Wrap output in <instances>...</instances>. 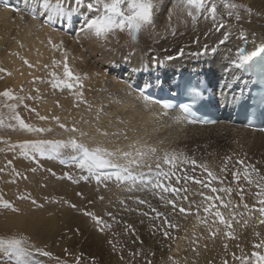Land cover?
Returning a JSON list of instances; mask_svg holds the SVG:
<instances>
[{"label": "snow or ice", "instance_id": "6c2138e0", "mask_svg": "<svg viewBox=\"0 0 264 264\" xmlns=\"http://www.w3.org/2000/svg\"><path fill=\"white\" fill-rule=\"evenodd\" d=\"M3 2L5 8L10 7L6 0H3ZM162 7L163 0H34L32 4H26L27 14L31 15L33 19L43 16L46 18L43 23L49 25H54L59 20L64 26L71 28L77 22V18L84 17L77 36L79 37L80 34H83L85 37L94 39L97 42H103L104 44H107L109 37L116 35L117 32H126L133 44L138 43L140 35L155 26V20ZM174 8L179 9L181 13L186 14L191 19L194 29L201 18L205 21H211L212 27L205 33V36L215 32L220 33L222 37L211 48H209L208 44H204L202 52L189 53L192 57L206 55L209 51L217 53L220 45H224L233 35L232 29L234 27L240 25L242 21L250 23V17L253 15H261L259 12L254 13L252 7L240 3L238 0H175ZM12 10L16 12L21 11L19 8ZM172 14L170 10L168 14L169 22L171 21ZM233 20L236 22L235 24L230 23ZM222 29L223 31H221ZM172 34L175 35V29H172ZM256 36L257 34L253 32L251 33V38H249L246 31L241 27L237 39L242 44L237 48L235 58L229 57V60L235 69L255 74L261 84H264V38L257 43ZM49 43H51V40ZM249 44L252 45L251 49L248 47ZM53 47L58 48L59 46L53 45ZM227 51L231 53L232 49L228 48ZM184 54V49H179L177 55L183 56ZM132 55L133 53L129 52L127 56H124V62H129ZM175 58L171 55L165 57L168 61ZM153 61L161 65L164 63L163 60H158L155 57H153ZM23 62L29 68L33 67L28 60L24 59ZM52 64L53 66L62 64L64 77L63 79L59 78L55 71L50 72L49 75L52 79L48 82L51 84L52 89H68L72 91L73 95L77 98L75 106L79 107L80 104H85L88 106V110L91 111L92 105L84 98L83 94V80L87 79V74H84L83 77L75 74L69 68L66 54L63 61L58 62L53 60ZM44 67L48 68L49 66L44 65ZM5 71L4 68H0V73ZM8 75H11V73H8ZM37 79L40 78L35 77L33 83ZM70 81H75V83ZM202 84L203 82H201ZM221 87L223 89H232V82L225 80ZM20 91L23 92L22 86ZM35 91L39 92V89H35ZM188 94L193 98V102L195 103L202 98V87L200 85L191 86L188 89ZM220 96L226 104L238 102V97L235 96L229 101L228 94L224 91L220 93ZM0 98H3L0 99V128L6 127L14 131L31 133L37 137L52 132V128L36 127L35 125L26 123L18 111L23 106V108L35 112L36 110L29 108V105L25 101L38 99V96L14 94L11 89H6L0 92ZM258 103L264 106V95L260 96ZM57 105L59 106L58 101ZM200 106L205 107L206 104H201ZM163 107L168 109L172 105L164 103ZM180 107L182 115L177 117L178 121H187L190 124L214 123V121L209 120H198L189 104H182ZM241 107H246V105L242 104ZM4 109L7 111L5 112ZM101 114H103V106L97 109L96 120H99ZM36 115L40 120L48 119L47 116H40L38 112ZM52 119L57 122L59 128L65 131L79 133L81 138L87 135V133L81 131L75 125L68 128L64 123L60 122L58 116H53ZM13 121L14 123H12ZM84 122L87 123V121ZM97 131L101 132V135H108L107 132H103L100 129H97ZM260 131H264V129H260ZM112 135L119 136L120 133L114 132ZM125 139H127V136H125ZM0 143H4L8 151L15 152L19 150L20 156L33 161H36L40 157H46L58 159L61 163H65L66 159L75 162V166L82 172L86 171L87 175H81L79 179H75L71 174H65L66 178L73 183H79L80 180H94L97 185H103L104 188H108L109 182H111L115 187L127 192L151 191L154 197L163 202L162 206L165 208L170 206L167 212L153 207L145 199L139 197H129L128 199H134L138 205L148 206L152 219L160 221L159 225H152L155 229L153 235L156 232H160L165 239H172L170 229L180 228L179 223L170 217L180 216L187 218L189 214L195 215L198 224L205 226L206 230L210 233L209 238L213 239L221 235L227 239H237L233 227L234 222L242 227H247L250 221L255 218L258 225H264V171L253 164L245 165L244 160L236 162L237 165L243 166L242 170L240 168L231 170L228 168L227 163H225L220 168V174L218 175L215 171L210 170L206 164H198L195 159L187 157L183 153L164 152L162 156H158V150L155 147L147 144L138 147L136 142L130 144L127 151L119 147L109 149L99 143L90 147L75 136H70L66 140L27 139L19 143H10L8 140L0 138ZM0 151H5V149H0ZM153 159L155 167L150 162ZM226 159L230 160L231 158ZM11 163V161H8L9 165ZM162 164L168 165V170H165ZM183 164H188L191 167L180 170L178 165ZM197 167L202 168L207 173L205 179H200L194 174H190L195 173ZM144 169H147V171H144ZM4 171V168H0V173ZM13 171L15 172V169ZM32 171H36V169L33 168ZM178 171H180L179 175L177 174ZM225 173L231 176V181L227 180V176L224 175ZM15 175L20 176L21 173L15 172ZM24 178L26 179V177ZM214 181H218V185L210 187ZM240 181H243V183H239ZM189 182L199 185L200 189L193 192L188 186ZM233 184L235 186H232ZM209 188L210 192L206 194L204 190ZM77 195L82 196L83 194L77 193ZM190 195L199 196L200 199H189ZM234 197H239V202ZM245 197L251 199L253 203L250 205L245 202ZM29 198L24 195L18 196L20 200ZM99 199L104 200V196H100ZM92 202L89 201V203ZM31 203L36 205L37 201L33 199ZM65 203L68 202L66 201ZM118 203L124 206L127 211L137 210L128 208L127 202L124 199H119ZM38 206L42 207V205ZM69 206L76 208L75 204H69ZM0 207L11 209L13 212L19 211L11 202L4 199L2 195H0ZM150 213L142 212L141 214L148 216ZM83 215L90 217L94 227L101 232H104L106 228H111L110 224L93 212L84 210ZM107 215L115 222L116 218L112 213L109 212ZM125 232H134V230L131 225L126 224ZM253 235L257 241L252 244L253 251L248 254L237 244L236 247L240 249V255H237L235 252L231 253L232 264H264V236L259 231H256L255 228H253ZM201 239H204V237L197 236L195 232L189 238V243L192 246L191 250L196 257L200 255L201 245L199 241ZM116 243L118 241L109 240V244L112 245L114 251ZM140 243L143 245V241H140ZM203 247L207 249V244H204ZM169 250H171L170 245ZM224 251L227 254L228 245L226 243L224 244ZM34 253L41 256L51 255L49 252L30 243L29 239L25 236H0V257L3 258L0 259V264H36V260L33 258ZM142 254L143 250L141 249L131 253V256L134 258ZM149 256H155V253L152 252L148 256H144V264H153ZM120 258L124 259L122 255ZM81 260L82 256H76L74 264H81ZM184 260L185 264H187L186 257ZM168 261L170 264H180V261L171 255L168 256ZM193 264H196L195 260ZM208 264H213V261L210 260ZM221 264H229L227 256L222 258Z\"/></svg>", "mask_w": 264, "mask_h": 264}, {"label": "bare ground", "instance_id": "6f19581e", "mask_svg": "<svg viewBox=\"0 0 264 264\" xmlns=\"http://www.w3.org/2000/svg\"><path fill=\"white\" fill-rule=\"evenodd\" d=\"M239 1L242 2L245 0H238V2ZM249 1H252L250 7L253 8L254 13L256 12L255 9H257V12L262 13L261 10L264 6L261 3L257 2V0ZM21 2L23 5H30L34 0H21ZM176 11H179V9H176ZM9 12V7L5 8L0 2V56L11 62V65H16L18 60L25 58L33 65V68L40 66L44 61L45 55L49 52V48H52L53 45L61 44L67 51L72 52V56L76 60L74 64L75 74L82 77L84 74H87V79L83 80V94L84 98L92 105L91 111L88 110V106L85 104H80L79 107L75 106L77 98L73 95L72 91L69 92L67 99L65 101L62 100L56 109L52 108V106H50L51 104L44 107L45 116H47L49 120L52 119V116H58L60 122L67 124L68 128L75 125V127L87 133V135L82 138L79 136V133L68 132L67 135L77 136L81 142L90 147L99 143L109 149L119 147L125 151L129 150L128 146L133 142H136L138 147L147 144L158 150V156H162L164 152L183 153L185 156L191 157L197 162H202L204 159H216L220 155V152L223 153L220 147L226 150L230 158L242 157L243 153H247L251 156L257 155L264 159V135L260 132L245 130L238 125H232L230 122L224 120L211 125L190 124L187 121H178L176 117L181 115L175 111H165L159 107L156 102L157 96H155V93L158 92L159 77L162 76V82L166 85L167 83L174 82L185 71L196 73L200 78L206 79L214 90H217L221 82L225 80H230L232 85L236 84L239 87V80L243 78L242 70L235 69V67L230 64L229 57L235 58L236 50L242 43L237 39L241 27L246 31L249 38H251V33L255 32L257 34V43L264 38V20L255 19L257 15L250 17V23L242 21L240 25L234 27L232 29L233 35L224 45H220L217 53L209 51L206 55L192 57L189 53L197 51L202 52L204 44H208L209 48H211L215 46L222 37L220 33L213 32L205 36L203 32L200 36L203 35L202 41L204 44H193L194 49L187 50L184 42L188 40L192 41V33H197V31L196 28H193L191 20L184 17L179 18L180 15L178 14V16H176L177 13L172 14L170 22L168 21V16H166L164 20L167 25L164 31L165 34L171 37L172 29H175V35L172 38L165 37V39H162L161 34H158L157 31L150 30L144 31L140 35L138 43L133 44L131 42L129 45L100 44V42L97 44V41L87 37L86 40L81 42V50L78 46L76 49L73 48L71 44L67 47L69 42L67 41L65 43L66 39H64V37L60 38L57 30H54L56 29L54 28L55 26H64L59 20H57L54 25H46L44 23L42 27V25L32 19L29 21L28 19L30 17L28 19L26 18L29 22L25 23V20H23L18 12H15L14 15H9ZM81 18L84 19V17L77 18L79 21L75 23L76 27H78L80 23V26H82ZM169 23L171 25L170 27ZM230 23L235 24L236 22L233 20L230 21ZM162 24L159 25V28L161 27L163 30L164 25ZM221 31H223V29ZM182 32L184 34H182ZM61 34L66 35L63 32ZM50 40L51 43H49ZM248 47L251 49L252 45L249 44ZM181 48L184 49L185 54L183 56H178L177 53ZM228 48L232 49L231 53L227 51ZM129 52H132L133 55L129 62L125 63L123 57L127 56ZM169 55L176 58L168 61L165 57ZM153 57L158 60H163L164 63L162 65L155 63ZM111 72L112 74L115 73V76L113 75L110 79L111 75H107ZM123 73L125 74L123 75ZM117 76L125 77L126 81L123 80V82H121V80L117 81L116 78H113ZM73 82L75 83V81ZM137 85H139V87H137ZM143 91L144 93H142ZM160 93L162 94V91H160ZM46 95L54 96L55 92H50ZM101 106H103V114L100 115L99 120H96L97 109ZM84 121H87V123ZM97 129L107 132L108 135H101V132L97 131ZM114 132H119L120 135L113 136L112 133ZM125 136H127V139H125ZM44 159L46 162L45 164L51 169V171L48 170V172H51V175L55 173L59 176L60 182L56 181L54 186H51V189L57 194L60 190H64L63 188H71L76 194L78 191L81 193L91 192L93 196L91 197V195H89L90 200L94 199L99 210L104 208L110 210L120 207L118 200H125L126 195L130 193L128 192L126 195L124 193L121 194L124 190L115 187L111 182H109L108 188H104L103 185H97L94 180H80L79 183L70 182L65 174L71 173L73 178L79 179L81 175H87V172H82L76 166L73 167L68 165L67 159L65 163H61L59 160L58 164H54L49 158L44 157ZM227 161L229 160L227 159ZM150 162L152 166L155 167L154 159ZM206 163H210L213 166L215 165V163L211 161ZM162 167L165 169L169 166L162 164ZM178 167L180 170L188 168L187 164L178 165ZM208 167L210 169L213 168L215 171L219 170L217 166L210 167L208 165ZM73 171L79 172L73 173ZM144 171H147V169H144ZM179 172L180 171H178L177 174H179ZM224 175L227 176V173ZM228 177L230 178V176ZM191 190H193V192L196 191L195 189ZM45 191L48 190L45 189ZM145 192L146 191H140V196L146 194ZM147 192L155 199L151 191ZM209 192L210 191H207L206 194ZM68 195L71 194H67V196ZM98 196H104V200L99 199V201H97ZM123 196L124 198H122ZM150 196L147 195V198H150L148 202L153 207H157L160 211H168L170 206L165 208L164 206L160 207V205L153 204ZM68 198H70V201L73 203H78L79 205L83 204V202H80L79 198L78 200L69 196ZM189 199L199 200L200 197L190 195ZM126 202L128 208L136 206L132 201ZM105 205L108 207H105ZM47 208L48 207L42 210V213H45L47 210H54L64 216L67 212H71L67 208V210L63 208ZM137 209L140 214L142 212L150 213V209L147 205L138 206ZM221 210L225 211L224 209ZM42 213L38 211L32 213L33 218L30 220L32 224H30L31 227L27 229H32V232L37 231L39 232L38 234L46 235L45 227L47 226V221L43 218ZM139 213L135 215L134 212L126 210L119 224L113 225L115 227L118 225V227H116L118 230H115V235V231H106L107 228L102 234L109 240L118 241L117 244L120 248H125L124 250L132 253L133 247H130V244H132L133 238L130 234H126L125 236L123 233L125 230L121 228V226L123 225L124 227L126 224L133 225L132 227H134V232H136L135 235L137 237H135V240L139 239L143 241V243H146V241L152 238L151 232L153 234L155 231L152 225L160 224L159 220L154 221L152 219L151 213L146 216V218L141 217ZM201 215H203V213H201ZM170 218L179 223L180 228L169 230L172 239H165L160 232H156L153 243L157 242V248L151 250V252L155 254L156 252L158 253V251H160L159 245H161V247L170 245L175 258L180 257L184 253V257H186L188 261L187 264H193L194 260L196 264H208L210 260L213 261V264H221V260L225 256H227L229 264H232L231 253L235 252L237 255H240V249L236 247L237 244H239L246 253L250 254L253 251L252 244L257 242L255 237L251 238L247 236L244 230L254 224L252 221H250L247 227H242L234 222L233 227L237 239L232 240L224 238L222 235L214 239L209 238L210 233L206 230L205 226L198 224L194 214H189L187 218L180 216ZM53 220L54 219H52V221ZM10 221H13V225L18 224L19 228H23V226H26V223H28L27 218H16ZM54 225L52 226V231L55 230ZM119 231L123 233L122 236ZM194 232L197 236L204 237V239L199 241L201 245L199 257H196L192 252V246L189 243V238L193 236ZM260 233L264 236V228ZM41 237L42 236H40V238ZM120 237H122L123 240H120ZM106 238L102 236V242L105 241ZM225 243L228 245L227 254L224 251ZM204 244H207V249L203 247ZM66 245H70V243L68 242ZM97 247L98 243H94V248Z\"/></svg>", "mask_w": 264, "mask_h": 264}, {"label": "rangeland", "instance_id": "374dc122", "mask_svg": "<svg viewBox=\"0 0 264 264\" xmlns=\"http://www.w3.org/2000/svg\"><path fill=\"white\" fill-rule=\"evenodd\" d=\"M0 2H1V4L4 5L3 0H0ZM6 2L10 6L9 7V11H10L9 15L15 14L16 11H13L12 9L19 8V9H21V11H19L18 13L22 16L23 20H25V23H28L32 19L35 22L42 25L41 23H43L46 19L43 16H40L37 19H33L31 15L27 14L26 5H23L21 0H6ZM239 2L244 3L248 6H251V3H252V1H249V0H245L242 2L239 1ZM257 2L261 3L264 6V0H257ZM174 3H175V0H163V7L157 15V18L155 20V26L153 28L149 29L150 31H157L158 34H161L162 39H165V37L166 38L170 37L169 35L165 34V32H164L165 29L167 28V25H166L164 20H165L166 16H168L170 10L172 11L173 14L177 13L176 16H178V14H179L180 15L179 18L184 17L188 20H191L189 17L186 16V14H183L180 11H176V9L174 8ZM255 11L257 12V9H255ZM261 11H262L261 15L256 16L255 19L264 20V7L262 8ZM26 18L27 19L29 18L28 19L29 21L26 20ZM77 21H79V20H77ZM81 21H83V18H81ZM161 21L163 22V24ZM45 24L48 25L47 23H45ZM160 24L164 25L163 30L161 27L159 28ZM191 24H192V22H191ZM80 25H81V23L79 24L78 27H76V24H74L73 28L72 27L67 28L66 26H55L54 28H56V29H54V30H57V33L60 35V38L64 37V39H66L65 43L67 41L69 42L67 44V47L71 44V46L76 49L77 46H78V48H80V46L82 45L81 42L87 39V37H85L83 34H80L79 37L77 35H74V34H77L79 28L81 27ZM47 27H49V26H47ZM211 27H212L211 21H205L201 18L195 27L197 33H192V38H193L192 41L188 40V41L184 42L187 50L188 49H194L193 44H204V42L202 41V36L206 32H208L209 28H211ZM59 31H61V32H59ZM160 31H162V32H160ZM62 32L65 33L66 35L61 34ZM202 33H203V35L200 36ZM182 34H184V33L182 32ZM173 36L174 35L172 34L170 38H172ZM197 38H199L198 42H197ZM78 42H79V44H78ZM98 43L99 42H97V44ZM130 43H131V40H130V38L126 32H124V33L117 32L116 35L109 37V41L107 44H122V45L126 44V45H129ZM100 44H104V43L100 42ZM56 45L59 47L58 48H54V47L49 48V52L45 55V58L43 59L44 61H43L42 65L37 66L35 68H33V67L29 68L28 65L24 64L23 60L25 58L18 60L16 65H11V62L6 60L4 57L0 56V68H4L6 70L5 72L0 73V92L4 91L6 89H11L14 94H19V95L31 94L33 97L38 96L39 97L38 99L25 101V103H27L29 105V108H34L36 110L35 112L29 111L28 109L23 108V106H21L18 109V111L21 115V118L24 119L26 123L35 125L36 127L52 128V132L45 133V134H42L41 136L37 137L35 134L21 132V131H14L12 129L5 127V128H0V138H2L4 140H8L10 143H19V142H22V141L27 140V139L43 138V139L66 140L70 137V135H67L68 131H65V130L59 128L57 125V122L55 120H53V119H50V120L47 119L45 121L40 120L38 118V116L36 115V113L38 112L40 116H45L44 107L49 105V104H51L50 106H52V108L56 109L58 106L57 101L59 102V105H60L62 100L65 101L67 99V96L69 95V92H70L68 89H64L62 91L60 89L54 90V89H52L51 84L48 82L52 79L49 75V73L52 71H55L59 78H62V79L64 78L63 77V66H62V64H58L56 66H53L52 61L53 60H56L58 62L63 61L65 54L68 57L69 68L75 73V71H74L75 65L74 64L76 63V60L72 56V52L67 51L65 49V47H63L61 44H56ZM80 49L82 50V48H80ZM44 65H48L49 67L45 68ZM8 73H11V75H8ZM144 73H145V71H144ZM124 74L125 73H123V75ZM113 75L115 76V73L112 74V72H111L107 76H110V79H111V77ZM35 77H38L40 79L35 80V82L33 83V79ZM113 78H116L117 81L121 80V82H123V80L126 81L125 77H122V76L121 77L117 76V77H113ZM70 82L74 83L73 81H70ZM21 86L23 87V92L20 91ZM35 89H39V92H36ZM47 92L48 93L55 92V95L54 96H50V95L47 96L46 95V94H48ZM57 92H58V94H57ZM45 97H46V99H45ZM0 99H3V98H0ZM4 111L6 112L7 110L4 109ZM12 123H14V121ZM65 125L68 127L67 124H65ZM65 135H67V136H65ZM75 137H77V136H75ZM0 149H5V151H0V168L5 169L4 172L0 173V195H2L4 197V199L11 202L16 208L19 209V211L13 212L11 209H4L3 207H0V236H9V235L25 236L29 239L30 243L34 244L36 247H38L44 251H47L51 254L50 256H41V255L34 253L33 258L36 260V264H74L76 256H82L81 264H144V255L148 256L147 253H152L151 250H154L155 248H157L156 247L157 242L153 243V241L155 240V235H153L152 232H151L152 238H150L148 241H146V243H143V245H141L139 239L135 240V237H136L135 233L136 232H125L124 231L123 233L125 236H126V234H130V236L133 238V242H132V244H130V247L131 246L133 247V252H137V251L142 249L143 254L133 258L131 256V253L124 250L125 248L124 249L120 248L117 243H116V247H115V251H114L112 245L109 244V239L106 238V236L102 234L103 232L99 231L96 227H94L93 221L90 219V217L83 215V211L87 210V211L95 213L99 217H102V219L104 221H106L108 224L111 225V229L107 228L106 231H111V230L117 231L118 229L116 227H118V225H116V227L113 225L119 224L121 217L126 212V209L124 208V206L120 205V207L113 208L110 210L107 208L99 210L98 205H96L94 199L90 200L89 195H91V197L93 196L91 192L90 193L89 192H86V193L82 192L83 195L81 196V195H77L76 192L72 191L71 188H69V187H68L69 189L63 188L64 190H60L59 193L57 194L51 188L54 186V183L56 181L60 182L59 176H57L56 174L51 175V172H48V170L50 168H48V166L45 164L46 162H45L44 157H40L36 161H33L29 158H25V157L20 156L19 150L15 151V152L8 151L7 146L4 143H0ZM220 150L223 151V153L220 152V155L216 159H211V160L204 159V160H202V162L201 161L198 162V164H206L207 166L209 165L210 167H216L217 166V169L220 170V168L223 165H225V163H227V166L229 169L231 167L232 170H236V168L240 166L239 168L242 170L243 166L241 167V165L235 164L239 159V160H244L245 165L253 164L256 167L261 168L262 171H264V159L258 157L257 155L251 156L247 153H243L242 157H237V158L232 157L229 161H227L226 157L228 158L229 156H228L226 150L222 147H220ZM51 160L54 164H58V162H59L58 159H51ZM8 161L12 162L11 165L8 164ZM67 161H68L67 162L68 165L75 167V162L68 160V159H67ZM210 161L214 162L215 165L213 166L210 163H206V162H210ZM229 165H230V167H229ZM187 167L190 168L191 166L187 164ZM33 168H35L36 171H32ZM168 168L169 167H166L165 170H168ZM13 169H15V172L21 173V175L16 176ZM210 170L215 171V170H213V168H211ZM219 170H217L218 172L215 171L218 175L220 174ZM46 171H47V173H46ZM78 172L73 171V173H78ZM69 174H71V173H69ZM179 174H180V172H179ZM190 174H194L195 176H197L200 179H205L207 177V173L204 172L203 169L200 167L196 168L195 173H190ZM228 176H230V175L227 174V180L231 181V179H232L231 176H230V178ZM24 177H26V179ZM12 181H14V182H12ZM70 182H72V181H70ZM241 183H243V181H241ZM217 185H218V182L214 181V182H212L210 187H215ZM188 186L190 189H195V190H198L200 188L199 185L193 184L191 182H189ZM232 186H235V184H233ZM45 189H47L48 191H45ZM63 191H64V194H63ZM204 191H206V192L210 191V188L205 189ZM41 192H43V193H41ZM77 193H81V192L78 191ZM123 193L126 195L128 192L124 191L121 194H123ZM145 193L146 194L140 196V191H134V192H130L128 195H126L125 200L128 202L132 201L136 205V206H132L131 209H137V207L141 206V205L136 204L134 199H128V198L129 197H139L141 199H145V200L149 201L150 198H147V195L150 196V194L147 191ZM67 194H71L68 196L72 197L74 199L76 198L78 200V198H79L80 202H83V204L79 205L78 203L71 202L70 198H68ZM20 195L28 196L30 198L20 200V199H18V196H20ZM99 197L100 196L97 197V201H99ZM122 198H124V196ZM151 198H152L153 204L160 205V207H163L162 206L163 202L159 201L158 198H156V197H155V199L153 197H151ZM234 198L236 199L237 202H239V197H234ZM33 199L37 201L36 205H33L31 203V201ZM84 199H85V201H84ZM66 201L68 203H65ZM86 201H88V202H86ZM89 201H93V202L89 203ZM245 202L249 203L250 205L253 203V201L251 199H249L248 197H245ZM69 204H75L76 208L70 207ZM38 205H42V207H39ZM106 206L107 205H105V207ZM46 207H48L47 209H50V208H58V209L63 208L64 210L69 209L71 212L70 213L67 212V214L64 216L60 215V213L55 212L54 210H47L45 213L44 212L42 213V210H45ZM37 211L41 212L43 215V218L47 221L46 227H48V228L45 227L46 235L38 234L39 232H37V231L32 232V229L31 230L27 229V228L31 227L30 224H32L30 222V220L33 218L32 213L37 212ZM109 212L112 213V215L116 218L115 222L112 220L111 217H109L107 215V213H109ZM131 212H134L135 215H137L139 213L138 209L136 211H131ZM73 213L75 214V216ZM76 215H78V216H76ZM139 215L143 218H146L145 215H142L140 213H139ZM16 218H24V219L27 218L29 224L25 222L26 226H23V228H19L18 224L13 225L14 224V223H12L13 221H10L11 219H16ZM51 218L54 220L52 221ZM68 219H70V220H68ZM108 219H109V221H108ZM79 220H81V221H79ZM69 221H70V223H69ZM252 222L254 223L252 226H249L246 229H244L246 235L250 236L251 238L254 237L253 228H255V230L259 231V232L264 228V225H258L256 223L255 218L252 220ZM51 223H52V225H51ZM54 223H55V225H54ZM57 223H59V224H57ZM53 225H54L55 230L52 231ZM131 226H133V225H131ZM121 228H124V230H125V226L123 227V225H122ZM132 228L134 230V227H132ZM116 231L114 232V234L116 233ZM51 233H53V234H51ZM123 233L120 232L121 236L123 235ZM54 235H56V236H54ZM40 236H42V237L40 238ZM102 236L106 238V240L103 242H102ZM45 237H46V240H45ZM120 238H119L120 240H123L122 237H120ZM96 240H97V242H96ZM113 241H115V240H113ZM68 242L70 243V245H66V243H68ZM94 243H98L97 248H94ZM164 247H161V245H159V248H160V251H158L159 254L156 252L155 256L149 257L150 259H152L153 264H170V262L168 261V256L171 255L175 258V255L171 251L172 249L169 250V246H164ZM66 249H67V251H65ZM148 249H150V250H148ZM121 255L124 257V259H123L124 261L120 258ZM182 255L180 257L175 258V259L180 261V264L181 263L185 264V260H184L185 255H184V253ZM152 257H154V258H152ZM0 259H3V258L0 257Z\"/></svg>", "mask_w": 264, "mask_h": 264}]
</instances>
